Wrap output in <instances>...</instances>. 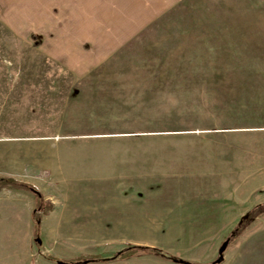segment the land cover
<instances>
[{"label":"rangeland","instance_id":"rangeland-1","mask_svg":"<svg viewBox=\"0 0 264 264\" xmlns=\"http://www.w3.org/2000/svg\"><path fill=\"white\" fill-rule=\"evenodd\" d=\"M160 9L99 61L0 21V177L41 194L0 184V264H210L242 219L218 264H264V0Z\"/></svg>","mask_w":264,"mask_h":264},{"label":"crops","instance_id":"crops-1","mask_svg":"<svg viewBox=\"0 0 264 264\" xmlns=\"http://www.w3.org/2000/svg\"><path fill=\"white\" fill-rule=\"evenodd\" d=\"M176 1L0 0V21L17 33L38 37L49 55L72 62L81 48L93 47L99 61L136 36L161 7Z\"/></svg>","mask_w":264,"mask_h":264},{"label":"trees","instance_id":"trees-1","mask_svg":"<svg viewBox=\"0 0 264 264\" xmlns=\"http://www.w3.org/2000/svg\"><path fill=\"white\" fill-rule=\"evenodd\" d=\"M5 182H11V183H17L23 187H29L30 190L34 191L35 193H37V195L39 197H41V194L39 193V191H37V189L29 184H24V183H21L18 182L16 179L14 178H11V177H6V176H1L0 177V184L1 183H5ZM36 213V210L34 211V214ZM242 223H243V219H242V222L238 224V226L232 231L231 233V237H235L239 234L240 230L242 229L241 226H242ZM36 224L39 225L40 224V218L37 217L36 219ZM228 238V240L231 239ZM145 251V252H150V253H154V254H157L165 259H171L173 261H177V262H180V263H184V264H193L192 262H187V261H184L180 258H175V257H172V256H166L159 248L157 247H152V246H144V245H130L128 246L126 249L124 250H121V252H119L116 256L112 257V258H115V257H122V258H128L132 255H135L137 254L139 251ZM218 259V258H217ZM216 260H214L213 262H211L210 264H218L222 261V259L218 262ZM85 262H89V261H98L97 258L95 257H92L90 258V260H84ZM65 263V262H63ZM66 263H80V258L77 259V260H68Z\"/></svg>","mask_w":264,"mask_h":264},{"label":"water","instance_id":"water-1","mask_svg":"<svg viewBox=\"0 0 264 264\" xmlns=\"http://www.w3.org/2000/svg\"><path fill=\"white\" fill-rule=\"evenodd\" d=\"M248 217V215H245V218ZM38 241H40V239H38ZM228 244V240H226L222 246L220 247V250H219V254H220V257L217 259V261L219 262L222 258H223V252L224 250L226 249V246ZM61 263V262H60Z\"/></svg>","mask_w":264,"mask_h":264}]
</instances>
